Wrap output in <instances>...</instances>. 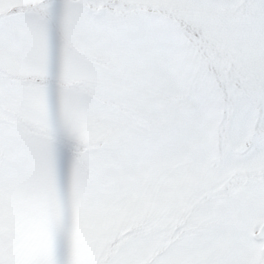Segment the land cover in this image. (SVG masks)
<instances>
[{"label":"snow or ice","instance_id":"1","mask_svg":"<svg viewBox=\"0 0 264 264\" xmlns=\"http://www.w3.org/2000/svg\"><path fill=\"white\" fill-rule=\"evenodd\" d=\"M0 264H264V0H0Z\"/></svg>","mask_w":264,"mask_h":264}]
</instances>
